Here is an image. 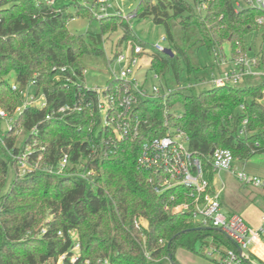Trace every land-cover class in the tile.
Instances as JSON below:
<instances>
[{
    "label": "trees",
    "instance_id": "16d2710c",
    "mask_svg": "<svg viewBox=\"0 0 264 264\" xmlns=\"http://www.w3.org/2000/svg\"><path fill=\"white\" fill-rule=\"evenodd\" d=\"M195 3L139 0L128 14L150 18L163 27L173 55L150 46L148 69L172 90L164 102L140 101L137 112L148 124L138 138L120 141L104 154L103 136L97 122L91 126L88 114L75 113L60 120L44 116L73 100L76 84L85 80V57L105 59L104 36L120 29L117 47L129 42L147 49L148 44L134 35L129 18L112 13L94 17L90 7L94 0H71L58 6L0 0V110L14 113L30 88L34 94L42 92L47 103L42 109L22 108L0 139V264H70L69 230L78 236L80 259L108 258L109 264H152L162 258L178 264L174 258L178 248L194 251L195 244L208 236L233 248L218 230L193 224L190 213L165 208L172 204L170 193H154L147 174L135 164L141 144L164 135L165 120L188 136V148L202 159L211 191L214 174L209 156L215 148L229 149L235 160L264 153V79L240 88L229 84L200 88L196 73L203 67L190 54L203 49L213 55L223 43H228L231 56L236 49L246 52L244 36L257 29V12H234L232 0H211L201 13ZM75 18L94 22L96 29L71 32L68 23ZM59 67L66 71L58 72ZM242 127L244 134L239 135ZM19 129L27 135L18 144ZM28 146L29 163L40 156L41 168L20 174L15 156ZM64 153L69 155L71 168L63 174L49 171ZM81 165L94 174L88 178L75 175ZM9 169L13 176L7 181ZM139 216L147 222L141 230L134 226ZM58 230L64 237L56 235ZM142 237L149 259L143 254ZM62 253L68 254L57 263Z\"/></svg>",
    "mask_w": 264,
    "mask_h": 264
},
{
    "label": "built area",
    "instance_id": "2783aa9c",
    "mask_svg": "<svg viewBox=\"0 0 264 264\" xmlns=\"http://www.w3.org/2000/svg\"><path fill=\"white\" fill-rule=\"evenodd\" d=\"M123 1V0H119ZM155 2L156 0H148ZM211 0H196V9L203 13ZM50 3V2H49ZM233 11L251 9L257 12L254 23L260 31V43L257 47H247L246 52L241 53L240 49L235 50V55H224L223 49L213 53V64L219 70V66H225L211 78V85L221 87L224 85L237 86L249 77L264 79V0H232ZM94 17L103 18L108 14L121 15L124 18H131L132 15H124L118 4H111L110 0H94L90 5ZM112 12H109V11ZM166 39L162 36L160 41ZM156 51H163L164 47L156 43L153 46ZM148 49L141 45L127 42L106 56L108 81L101 86L88 85L85 80L79 79L76 84V93L70 102L53 107L48 111L45 120H60L75 113H85L92 119L91 126L97 122L100 130V144L105 145L104 154L114 150L120 141L134 140L140 135V130L148 124V119L143 118L137 112V105L140 101L152 100L164 102L172 88L166 86L159 80V76L153 73L152 78L158 80L150 85L146 84V78L138 80L134 75V68L140 67L139 60L146 54ZM150 51V50H149ZM149 53V52H148ZM249 53V54H248ZM218 66V67H217ZM54 69V68H53ZM66 67H59L58 72H65ZM72 75H76L74 69L70 68ZM86 70L82 71L84 76ZM67 81H71L68 80ZM65 87L68 88L67 83ZM15 89V85H12ZM24 99L21 105L17 106L14 112H20L22 108L32 105L40 109L46 106V100L42 92L35 94L24 92ZM8 114L0 110V117L6 118ZM246 120L243 121L245 124ZM95 125V124H94ZM166 132L162 136L152 137L144 141L136 157V167L147 174V183L152 191L158 195L170 193V208L172 213H190L193 224L200 227H210L221 232L232 244L228 247L220 240L203 239V254L218 264H255L252 257H256L254 251L248 247L251 241L259 242L256 232L251 231L245 225L239 214L228 213L221 200L220 194L224 188V182L219 178L220 172H229L236 181L243 187H251L262 191L264 202V179L245 173L234 167V157L227 148H215L209 156V165L214 174L213 190L209 189V180L205 177L202 166V159L188 148V136L179 128H171L167 120L163 123ZM12 128L9 125L8 130ZM20 130L16 131L18 135ZM90 130V129H89ZM244 134V129L239 135ZM30 147L15 156L20 174L32 169L41 168L38 156L35 162L29 163L28 154ZM69 155L64 153L53 170L56 174H63L68 171ZM75 175L88 178L94 174L92 169L81 168L73 172ZM219 179V187H215V179ZM264 219V216H263ZM134 226L141 230L145 228L140 218L134 219ZM44 232V230H42ZM56 235L64 237V232L58 230ZM72 240L69 248L70 264H109L108 258L96 260L80 259V244L78 236L73 230L68 231ZM240 246L237 251L233 243ZM143 254L149 259V253L144 249L142 238ZM68 253H62L57 263H61ZM258 259V258H257ZM264 264V263H263Z\"/></svg>",
    "mask_w": 264,
    "mask_h": 264
},
{
    "label": "rangeland",
    "instance_id": "374dc122",
    "mask_svg": "<svg viewBox=\"0 0 264 264\" xmlns=\"http://www.w3.org/2000/svg\"><path fill=\"white\" fill-rule=\"evenodd\" d=\"M36 2H43L47 5L58 6L61 4H66L71 0H35ZM139 0H110L111 4L115 6L118 4L120 10L124 15L132 13L135 9L136 4ZM50 2V3H49ZM109 12H112L111 10ZM129 24L134 35L144 43L148 44V51L142 58L139 60L140 67L134 68V75L138 80H143L146 78V84L150 85L155 83L158 80L152 78V71L148 69L150 57V46H153L156 43L161 44L164 48L168 46L167 40L160 41L162 36H165L164 29L161 25L155 24L150 18H129ZM176 28L178 25L176 24ZM68 29L73 33L84 34L87 30H95L96 25L94 22H89L86 18H75L70 20L68 23ZM122 35V30L118 29L116 32L108 34L103 37V47L105 56H110L115 52L116 48L122 47L118 46V41ZM244 42L247 47H257L260 43V31L254 29L244 36ZM222 49L224 55H229V45L228 43L222 44ZM191 58L194 63L199 62L203 68L196 73L199 77L197 82L200 88L211 87V78L215 76L220 70L224 69L225 66H219L216 68V65L213 64V55H208L205 50L199 49L195 51H190ZM249 54V53H248ZM86 73L84 75L85 82L88 85H98L101 86L108 79V72L106 70V57L105 59L102 56L89 55L84 58ZM218 67V66H217ZM159 80L162 82L161 77ZM260 81L258 77H249L245 81L239 83L237 88L243 87L245 85L257 84ZM29 93L34 94L35 89L30 88ZM25 100V99H24ZM258 102H263V100H258ZM21 105V104H20ZM18 113L14 112L11 115L8 114L6 118H0V139L3 134L8 130L10 124H13ZM27 135V131L21 129L20 133L17 135L18 144L22 139ZM40 160H38L39 162ZM39 164H41L39 162ZM234 167L243 170L247 174H252L257 177L264 179V153L252 154L244 160H235ZM45 170V169H44ZM222 180L224 181V190L222 192L221 198L223 201L231 205L234 213L239 214L245 225L253 232H256L258 238L264 242V203L260 195L251 194L250 187L241 186L234 177H230L228 174L221 172L220 173ZM13 176V170L9 169L7 174V181ZM216 187H219V179H215ZM254 195V196H252ZM251 196V197H250ZM137 218L141 219V222L144 226H147L146 220L139 216ZM76 233V232H75ZM142 236V234H141ZM212 236H208L204 239H211ZM143 238V237H142ZM255 254H257L264 261V245H252L249 246ZM176 263L178 264H218L212 261L210 258H207L203 254L202 241L195 244L194 251H188L183 248H178L174 254ZM255 264H263L264 262L259 259L252 257L251 258ZM152 264H172L168 258H162L159 261H155Z\"/></svg>",
    "mask_w": 264,
    "mask_h": 264
},
{
    "label": "crops",
    "instance_id": "0c3cea01",
    "mask_svg": "<svg viewBox=\"0 0 264 264\" xmlns=\"http://www.w3.org/2000/svg\"><path fill=\"white\" fill-rule=\"evenodd\" d=\"M221 173V172H220ZM220 173H219V178L222 180V177H221V175H220ZM224 173H226V174H228L230 177L232 176L229 172H224ZM250 175H252L251 173H250ZM253 176H255V175H253ZM233 177V176H232ZM218 179V178H217ZM235 179V178H234ZM223 181V180H222ZM224 182V181H223ZM215 185V187H216V184H214ZM224 186H225V184H224ZM250 189H251V194H258V195H260V197L262 198V191L261 190H259V189H255V188H251L250 187ZM223 190H224V188H223ZM223 190H222V192H223ZM222 192H221V194H220V200H221V202H222V204H223V206H224V208H225V210L228 212V213H234L233 212V210H232V207H231V205H229L228 203H226L225 201H223V199L221 198V195H222ZM254 195H252V196H254ZM251 197V196H250ZM262 202H263V200H262ZM264 203V202H263ZM235 214H237V213H235ZM259 239V242H260V244H263L264 245V242L260 239V238H258ZM256 257L262 262L263 260L256 254ZM264 262V261H263Z\"/></svg>",
    "mask_w": 264,
    "mask_h": 264
},
{
    "label": "water",
    "instance_id": "95a60500",
    "mask_svg": "<svg viewBox=\"0 0 264 264\" xmlns=\"http://www.w3.org/2000/svg\"><path fill=\"white\" fill-rule=\"evenodd\" d=\"M163 52L166 53V54H168V55H173V52L168 47L164 48L163 49ZM205 228H210V227H205ZM233 245L235 246V248L237 249V251H240L241 250L240 246H238L237 244L233 243Z\"/></svg>",
    "mask_w": 264,
    "mask_h": 264
},
{
    "label": "bare ground",
    "instance_id": "6f19581e",
    "mask_svg": "<svg viewBox=\"0 0 264 264\" xmlns=\"http://www.w3.org/2000/svg\"><path fill=\"white\" fill-rule=\"evenodd\" d=\"M259 243H257V242H253V241H251L250 243H249V245H248V247L249 246H252V245H258Z\"/></svg>",
    "mask_w": 264,
    "mask_h": 264
}]
</instances>
